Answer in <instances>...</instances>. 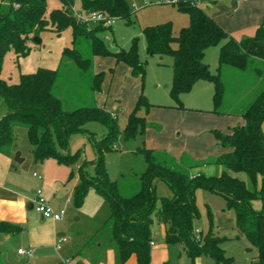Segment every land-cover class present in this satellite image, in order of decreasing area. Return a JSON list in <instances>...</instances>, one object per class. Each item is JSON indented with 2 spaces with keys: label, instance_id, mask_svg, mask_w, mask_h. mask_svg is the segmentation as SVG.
Here are the masks:
<instances>
[{
  "label": "trees",
  "instance_id": "1",
  "mask_svg": "<svg viewBox=\"0 0 264 264\" xmlns=\"http://www.w3.org/2000/svg\"><path fill=\"white\" fill-rule=\"evenodd\" d=\"M7 12L2 11L0 0V74L4 58L13 51L18 58L30 54L29 42L39 37L44 31L62 34L72 29V47L63 51V61L75 64L83 74L90 75L95 57H113L118 63L123 62L132 69L134 77H145V65L138 54L139 39L132 41L128 50H111L101 37V33L111 28L95 26L88 28L77 22L72 9L75 0H59L61 8L50 13L48 0H10ZM203 0H179L173 5L190 18V24L174 34L173 24L168 22L157 26H148L143 34L146 40V52L149 56H170L173 59V78L171 97L180 102L182 94L190 93L200 81H207L214 86V113L222 115L227 88L223 80L226 68L245 72L255 65L252 71L261 77L263 69L259 61L248 52L251 43L264 40V20L254 38L238 41L229 35L204 10ZM86 14L101 12L111 18L130 20L136 14L127 0H80ZM176 45L177 47H174ZM220 46L219 66L212 74L205 62V53L211 47ZM264 61V58L261 59ZM60 70L41 68L35 73L22 74L20 82L9 84L0 79V96L4 99L7 113L0 119V153L10 155L16 127H24L32 153L37 162L54 159L60 165L74 166L81 151L76 155H66L70 139L74 135L88 134L85 126L91 122H100L109 133L101 140H92L98 158L85 161L78 171L79 183L73 194L76 208H81L90 190H94L109 205L111 216L97 230L100 234L105 227L110 229L111 240L118 248L120 264L135 254L139 264H151L152 227L155 221L166 227L165 243L184 247L191 264L207 256L216 264H235L226 256L224 243L230 239L217 236L213 232V216L208 212L210 229L202 234L198 242L195 224L201 219L197 206L198 190L219 195L226 199L227 209L235 214L236 227L250 246L257 250L255 264H264V89L259 92L243 113L245 124L235 127L230 134L215 135L221 146L227 150L214 164L222 169L220 175L207 177L203 173L193 174L201 166L186 167L171 157H163L165 152L139 148L144 155L147 168L140 175L136 191L132 195L121 192L119 181L109 177L105 166L104 153L116 149L118 123L115 113H108L97 105L73 108L65 101L62 90H58ZM103 74L93 75L90 90L93 94L101 92ZM152 105L141 95L134 111L130 114L124 129L125 141L135 140L149 127L148 117L142 116V110L150 113ZM93 167L90 174L87 167ZM232 174H245L243 181ZM75 177L72 172L70 179ZM156 180L167 184L172 190L171 198L157 195ZM160 208L157 209V203ZM260 202L256 210L254 203ZM8 224L1 223L0 230L7 232ZM18 230L10 231L16 232ZM64 264V263H46Z\"/></svg>",
  "mask_w": 264,
  "mask_h": 264
},
{
  "label": "rangeland",
  "instance_id": "2",
  "mask_svg": "<svg viewBox=\"0 0 264 264\" xmlns=\"http://www.w3.org/2000/svg\"><path fill=\"white\" fill-rule=\"evenodd\" d=\"M127 2L136 11V14L130 20L117 19L110 30H105L100 35L111 49H115V45H118L128 50L132 41L138 38L139 59L145 65L144 79L132 76L130 67L123 62L118 63L113 57L94 58L93 70L90 75L83 74L75 64L63 61L64 49L72 47V29H67L60 35L50 31L42 32L39 36L43 41L41 46L34 44L33 37L29 42L31 51L27 57L18 58L13 51L7 53L0 79L9 84L19 83L21 75L25 74L23 72L25 69L22 67L23 60L30 67H35L32 73L41 68L47 69L50 65L51 70H60L57 89L62 90L65 101L69 102L70 107H79L95 104L94 94L90 90L93 75H95L94 71L98 70L99 74H103V94L99 97L101 104L99 102L98 106L108 113L114 112L118 123L116 149L104 153V161L109 177L113 181L120 182L121 192L125 195L135 193L138 179L147 168L144 155L137 151L139 148L146 147L164 151L163 157H171L170 162L176 159L179 164L186 167L201 166L199 168L207 177L218 175L220 169L214 162L220 156L217 155L222 152L223 147L215 133L220 132L223 135H228L234 127L243 126L239 120H245L238 111L247 108L256 95L264 89V75L261 79L252 72L255 65H251L250 69L245 72L235 70L233 72L237 73H229L226 71L223 74V80L227 91L223 105L220 107V111L224 112L223 115L213 112L215 90L213 84L207 81H203L208 84L207 91L196 89L193 92L182 94L180 102L186 108H178V104L170 94L173 59L170 56H149L146 52L143 31L148 26L170 22L173 24L174 34L178 35L182 28L190 24V18L180 12L172 3H169V0H127ZM10 5V0H3L2 11L7 12ZM62 6L59 0L47 1L49 13ZM74 8L84 12L80 0H75ZM174 47L177 46L174 45ZM211 48L208 49L206 61L211 73L216 74L219 66L218 49ZM256 65L264 71V61ZM30 67L26 69L28 70ZM141 95H144L153 106L149 114L145 109L140 113L142 116L148 117L149 127L143 135H139L135 140L125 141L124 129L137 104L134 103V98L138 101ZM191 105L201 111L187 109V107H192ZM6 113L5 101L0 96V119ZM196 114H200L201 117H197ZM85 128L88 134L72 136L69 148L65 152L66 155L74 156L81 151V156L74 166L60 165L54 159L36 162L29 142L28 131L24 127L15 129V141L12 148L14 156H12L13 150L10 155L1 153L0 155L10 160L11 174L18 177L23 189H27L34 196L38 190L45 192L43 186L39 184L43 181L33 178L34 172H38L44 180L53 182L58 178L59 171H62L64 182L58 186H52V190L56 193L65 191L77 179V177L70 179L72 172L77 175L85 161L97 160L98 152L92 140H101L109 133V128L96 121L89 122ZM262 132L264 134V123ZM17 153L21 154V159H24V162H15ZM87 168H90V174L94 173L92 166ZM9 183L14 185L10 181ZM155 185L159 198L173 196L172 190L164 182L156 180ZM13 187L18 189V187ZM203 192L208 196V192ZM199 201L202 218L198 221L197 227L201 232L209 231L208 212H211L215 234L219 233L223 237L236 235V229L230 228L235 220L233 211L227 210L225 215L218 218L215 211L207 210L209 206L207 198L206 200L205 198L199 199ZM63 207L66 209V216L60 223L65 226L63 231L67 236L58 239L54 247L60 255L66 256L69 255L70 249L81 245L82 241L88 237L95 236L97 230L110 218L111 211L108 203L94 190L89 191L81 208H76L73 201L64 204ZM159 208L160 202L157 203V209ZM102 232L99 237L101 241L107 233H110V229L105 227ZM13 237L8 254L6 245L0 248V264H24L22 259L17 257V251L19 248H27L26 235L24 237L22 234L14 235ZM59 246L60 249L57 248ZM2 252L6 259L4 256L2 257ZM70 261L71 258L67 259L64 264H68Z\"/></svg>",
  "mask_w": 264,
  "mask_h": 264
},
{
  "label": "crops",
  "instance_id": "3",
  "mask_svg": "<svg viewBox=\"0 0 264 264\" xmlns=\"http://www.w3.org/2000/svg\"><path fill=\"white\" fill-rule=\"evenodd\" d=\"M201 7L206 10L229 35L238 41L254 38L257 30L262 25L264 20V0H203ZM120 49L124 48L115 45V49L111 50L117 52ZM214 49H218V55H220V46L214 47ZM207 52L208 50L205 53L206 63ZM248 52L253 59L262 62L261 59L264 58V40L251 43ZM97 58L98 57H95V59ZM26 63L27 62L25 60L22 61V67L25 69L23 72L25 74L34 72L35 67H30ZM27 67L30 68L27 70ZM48 68L51 69L52 67L49 65ZM229 69L230 68L224 69L223 74L226 71H229V73H237L233 72L235 70ZM130 70L132 71L131 68ZM94 72L95 75L99 74L98 70H95ZM207 85L208 84L205 82L200 81L194 86L191 92L196 89L207 91ZM102 87L101 92L94 95L93 101L97 106L100 102L99 97L103 94ZM135 102L137 103L138 101L134 98V103ZM73 108L76 107L73 106L72 109ZM187 109L201 111V109L193 106L187 107ZM245 110L246 108H243L238 111L241 117H243L242 115ZM196 115H198L197 117H201L199 116L200 114ZM239 123L244 125L245 121L239 120ZM221 151L222 152L217 156H221L223 153L227 152L224 148H222ZM14 154L13 150L12 156H14ZM24 161L25 160L23 159V162ZM10 164V160L5 157L3 158L0 155V224L4 223L11 226L9 228L5 227L7 232L0 230V248L6 245L8 254V250L10 249L9 247H11L10 243L14 238L13 236L22 234L23 237L26 235L27 248H19L17 251V257L20 258V260L22 259L24 264L65 263V261L70 258L71 261L68 264H120L118 248L111 240L110 233H107L106 237L102 241L99 237L103 232L98 235L96 234L93 237H88V239L82 241L81 245H76L74 248L70 249L69 255H60L59 251H57L54 246L58 239L67 236L66 232L63 231L65 226H62L60 222L57 223L53 220L43 218L34 210V194L30 193V191L25 188L23 189L22 183L18 180V177L11 174ZM218 168L220 170L217 174L220 175L222 169L220 167ZM35 173L40 177L34 176ZM59 173L58 178H56L53 182L44 180L38 172L33 173L34 179H37V181H43L42 183H39L45 190L43 194L47 198L49 204L56 211L65 209L63 205L73 201L74 190L79 183V177L77 174L75 175V177H77L76 181L69 189L65 191H57V193L54 192L52 190V186H58L60 183L64 182V173L62 171H59ZM198 173H203V170L201 168L193 170L194 175H197ZM232 175L243 181L247 180V176L245 174ZM9 181L14 183V185L10 184ZM13 186L18 187V189ZM202 198H205V200L207 198L209 200L207 210L215 211V215H217L218 218H220L223 214L225 215V212L228 210L225 198L210 193L206 196L203 190H198L196 193V201L199 209V199ZM63 200H65V202H63ZM254 208L259 210L261 208V203L255 202ZM197 224L198 221L195 224V228L200 230L197 227ZM230 228L236 229V235L227 236L230 240L224 243L226 256L232 258L235 264H255L258 259V252L250 246L244 234L237 229L236 220H234V224ZM14 230L18 231L10 233V231ZM152 232L154 245H151V264H191V259L188 257V254L184 250L183 246L167 245L165 243L166 227L164 225L158 224L155 221L152 227ZM201 233L204 235L208 233V231ZM216 235L223 237L219 233ZM19 250H32L33 256L30 257L26 254L20 255ZM1 255L3 257L4 253L2 252ZM4 258L6 259V256H4ZM125 264H139L137 256L133 254L125 262ZM195 264L216 263L210 257L203 256L196 259Z\"/></svg>",
  "mask_w": 264,
  "mask_h": 264
},
{
  "label": "built area",
  "instance_id": "4",
  "mask_svg": "<svg viewBox=\"0 0 264 264\" xmlns=\"http://www.w3.org/2000/svg\"><path fill=\"white\" fill-rule=\"evenodd\" d=\"M179 0H169V3H177ZM73 15L75 16L77 22L81 25L87 26L88 28H92L94 26H103L106 28H112L114 23L116 22V18H111L108 15L101 13V12H94V13H82L81 11H77L74 7L72 9ZM36 177L38 174H34ZM33 208L34 210L39 213L43 218L53 220L54 222H61L64 220L66 216V210L62 209L60 211H56L48 202L47 198L43 194L42 190H38L34 200H33ZM196 239L198 242L202 241L201 231L196 229L195 230ZM151 245H154L152 242ZM60 249V246L57 247ZM20 255H28L30 257L33 256L32 250H19Z\"/></svg>",
  "mask_w": 264,
  "mask_h": 264
},
{
  "label": "water",
  "instance_id": "5",
  "mask_svg": "<svg viewBox=\"0 0 264 264\" xmlns=\"http://www.w3.org/2000/svg\"><path fill=\"white\" fill-rule=\"evenodd\" d=\"M33 42L37 46H41L42 45V40L40 39V37H34ZM15 162H17V163H22L23 162V159H21V154L20 153H17V155L15 157Z\"/></svg>",
  "mask_w": 264,
  "mask_h": 264
}]
</instances>
